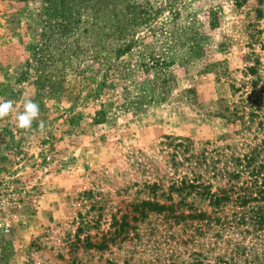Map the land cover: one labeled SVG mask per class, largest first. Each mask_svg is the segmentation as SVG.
I'll list each match as a JSON object with an SVG mask.
<instances>
[{"label": "rangeland", "instance_id": "obj_1", "mask_svg": "<svg viewBox=\"0 0 264 264\" xmlns=\"http://www.w3.org/2000/svg\"><path fill=\"white\" fill-rule=\"evenodd\" d=\"M41 5L0 0V101L11 100L16 115L28 98L40 107L27 130L11 115L0 119V264H168L173 258L184 264L198 247L188 241L190 231L155 213L136 222L125 240L101 249L90 244L112 230L113 215L148 196L144 183H166L171 147L164 136L190 137L209 149H242V135L222 117L232 96L229 79L218 74L241 77L253 12L230 0H181L176 23L200 30V54L190 59L172 35H148L149 49L184 59L172 67L177 82L168 99L148 96L136 111L113 106L95 123L88 94L99 76L85 56L77 57L74 34L64 40L67 52L58 35L48 37ZM211 7L218 11L215 28L208 25ZM85 25L80 23L79 33ZM140 81L129 73L119 81L120 92L130 98ZM189 87L193 93L184 91Z\"/></svg>", "mask_w": 264, "mask_h": 264}, {"label": "trees", "instance_id": "obj_2", "mask_svg": "<svg viewBox=\"0 0 264 264\" xmlns=\"http://www.w3.org/2000/svg\"><path fill=\"white\" fill-rule=\"evenodd\" d=\"M41 1L40 16L48 21V37L58 35L67 52L70 45L64 40L74 34L77 57L85 56L91 64L87 68L94 67L99 76L88 94L94 101L95 123L103 122L113 106L136 111L148 96V101L168 99L177 82L172 67L184 59L149 49L148 35H172L173 44L185 46L190 59L200 54V30L176 23L181 0ZM230 2L253 12L248 24L251 50L241 77H232L226 70L218 74L229 79L232 96L222 117L233 133L242 135V149H209L197 146L190 137L164 136L163 144L171 147L166 183L163 179L144 183L148 196L132 202L129 212L113 215L112 230L90 246L101 249L108 241L127 239L136 222L155 213L190 231L188 241L198 247L184 264H264V55L254 47L264 51V0ZM165 13L168 16L163 18ZM82 22L90 25L79 33ZM208 25H218L214 7L208 9ZM173 47L164 49L171 52ZM129 73L141 81L139 92L127 98L120 92L119 81ZM184 91L194 92L191 87ZM77 98L82 101L81 96ZM196 237L202 241L196 242ZM173 259L168 264H178Z\"/></svg>", "mask_w": 264, "mask_h": 264}, {"label": "clouds", "instance_id": "obj_3", "mask_svg": "<svg viewBox=\"0 0 264 264\" xmlns=\"http://www.w3.org/2000/svg\"><path fill=\"white\" fill-rule=\"evenodd\" d=\"M13 116L18 120V127L21 129H30L34 120H37L40 116V107L31 98L25 100L23 113L16 115V110L13 108V102L0 101V119L8 116ZM43 122H40L41 129L43 128Z\"/></svg>", "mask_w": 264, "mask_h": 264}, {"label": "built area", "instance_id": "obj_4", "mask_svg": "<svg viewBox=\"0 0 264 264\" xmlns=\"http://www.w3.org/2000/svg\"><path fill=\"white\" fill-rule=\"evenodd\" d=\"M5 230L7 231L8 229L6 228Z\"/></svg>", "mask_w": 264, "mask_h": 264}]
</instances>
